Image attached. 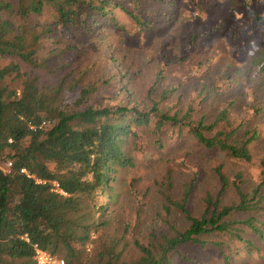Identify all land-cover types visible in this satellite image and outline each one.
<instances>
[{
    "label": "trees",
    "instance_id": "trees-1",
    "mask_svg": "<svg viewBox=\"0 0 264 264\" xmlns=\"http://www.w3.org/2000/svg\"><path fill=\"white\" fill-rule=\"evenodd\" d=\"M251 1L224 0L240 19L210 21V0H0V165L11 163L0 169V264H37L35 245L64 264L264 253V155L251 151L260 127L242 129L254 106L237 122L236 100L214 101L203 81L205 110L181 89L189 75L170 74L225 56H203L215 38L245 55L248 75L264 73V10ZM185 139L215 155L217 190L197 211L201 170L179 178L188 151L167 150Z\"/></svg>",
    "mask_w": 264,
    "mask_h": 264
},
{
    "label": "rangeland",
    "instance_id": "rangeland-1",
    "mask_svg": "<svg viewBox=\"0 0 264 264\" xmlns=\"http://www.w3.org/2000/svg\"><path fill=\"white\" fill-rule=\"evenodd\" d=\"M223 1L224 0H210V2L213 4V7H215L217 11L213 12L214 16L207 15L209 20H218L220 18L226 19L228 17H232V19L236 21L239 20V15H229V12L224 10ZM250 3L253 8H257V10L258 8L264 10V0H252ZM207 41L212 46L210 47V50H203V56L211 57L214 54V51H212L211 49L219 50L217 49L218 47H222L223 49L227 50L225 56L220 57V59H213L207 64H201V62H198L197 60H189L188 62L184 61L181 64L172 66L170 69V74L172 75V77H180L182 79H184L182 75L183 72H186L189 75L188 78H186L184 84L181 86V89L186 92H190L189 96L192 99H195V104L199 103L200 105H202V107L205 108V110H208V108H212L214 106V104H212L213 102H211V99L208 100L209 102L206 106L203 105L201 103V97H199L201 83L203 81H208L209 86L207 87V89L210 90L211 94L216 93L212 95L214 96L213 100L217 102L220 101V103H222L227 99H235L236 102L233 106L234 109L232 110V116L236 118L237 122H239L240 120H244V108L247 102L252 107L258 105V103L256 104L255 102V100L257 99V102L259 103L264 102V73L257 75L251 72L248 75V73L246 72V58L244 54L234 50V47L223 45V42L220 39H208ZM150 44L151 46L155 45L156 41H153L152 43L150 42ZM168 48L171 49L169 50V52L172 53L173 47L168 46ZM175 48L176 47H174V49ZM197 56L198 55L195 54V57ZM171 57V59H175L173 56ZM230 60L234 61L235 65L231 69H226L227 63ZM206 72V78L205 76L203 77L197 75ZM43 75L44 77H47V80H50L49 75ZM253 108H249L246 116L247 119L245 120L247 121L249 119L250 123H245L242 129H244L246 126L254 127L255 125H258L260 127V138L254 141L251 146L252 154L255 157L259 158L264 155V109L257 114H253ZM199 111L202 112L201 109H199ZM146 138L147 137H145L144 139ZM171 148H180L182 151H188V164L187 166H185V172L181 174L180 170L178 174L179 178H189L188 175L190 176L193 171H196L197 168L201 170V173L197 178L198 180L196 182L195 193L192 195V199L190 202L191 207H193L197 211L201 205L202 195L206 191H211L212 193H214L217 190V183L212 175V169L216 165V162L214 161L215 155L209 153L203 147L195 145V143L191 139L183 140L182 144L179 146H167L168 153L173 152L182 154L183 152L181 150L175 151L171 150ZM153 153V156L158 157V151L155 150ZM1 166L3 165H0V167ZM247 167L252 177H255V174L258 171L256 167ZM227 168L230 169L229 166ZM141 171L144 172L145 170ZM178 192L179 189L176 191V193ZM227 195L229 199L234 198L232 192H227ZM178 219V216L170 217L171 221ZM219 239L222 240L221 238ZM186 252L190 253L189 255H191L192 257H197V262L193 264L202 262H204L203 264H223L220 260L221 257H219L217 251L214 252L209 249L206 251H200L198 248H194L187 249ZM233 255L234 259L231 264H264V253L253 254L250 256H246L243 259L235 257L236 254Z\"/></svg>",
    "mask_w": 264,
    "mask_h": 264
},
{
    "label": "built area",
    "instance_id": "built-area-1",
    "mask_svg": "<svg viewBox=\"0 0 264 264\" xmlns=\"http://www.w3.org/2000/svg\"><path fill=\"white\" fill-rule=\"evenodd\" d=\"M42 124H44V123H42ZM10 165H11V163L7 162L5 165L0 167L1 171L4 173L9 172L10 171ZM21 171L26 172L24 169H22ZM53 185L55 187H57L56 182H53ZM58 191L62 192L61 190H58ZM34 250H35L34 259L36 260L37 264H64V261L62 259H58L56 256L50 255L46 251L41 250L36 245L34 246Z\"/></svg>",
    "mask_w": 264,
    "mask_h": 264
}]
</instances>
